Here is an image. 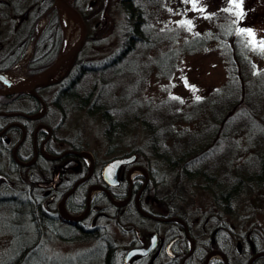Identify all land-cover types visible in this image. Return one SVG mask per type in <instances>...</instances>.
<instances>
[{"label":"rangeland","instance_id":"1","mask_svg":"<svg viewBox=\"0 0 264 264\" xmlns=\"http://www.w3.org/2000/svg\"><path fill=\"white\" fill-rule=\"evenodd\" d=\"M19 1L25 4L22 11L30 5L33 9L37 8L38 18L32 31L34 35L46 28L51 18L48 8L50 5L55 6L61 35L58 55L61 54L64 39L54 1ZM71 3L75 4L84 19L86 37L90 38L78 52V61L100 64L118 54L122 49L123 32L127 29L124 19L128 14L122 0H71ZM136 5L145 18L143 29L149 38L146 37L147 43L137 44L116 68L113 77L116 94L113 101L118 107L128 108L133 116L144 115L147 120L138 118L132 121L134 124L131 127H116L114 132L118 134L109 141L105 137V124L98 115L71 109L63 121L58 118L61 127L57 129V136L86 148L83 152L93 154L99 163L108 159L106 151L110 147L115 148L111 150L113 155L138 150L140 155L137 164L148 165L150 168V159L153 162V156L158 153L152 149L157 147L170 153L198 148L199 151L193 153L196 155H204L203 150L206 149L208 156L203 160L204 165L199 168L198 174L216 176V181L223 184L221 190H236L230 200L222 202V207L221 201L217 199V206V203L212 202V195L197 186L201 179L198 176L192 177V181L185 180L183 186L180 185L183 196L180 210L176 208L175 192L173 213L188 217L192 226L190 235L207 241L211 230L199 227L200 221L215 215L219 220H224L227 226L239 223L236 216L241 218L243 211H248L254 204L250 200L255 198L246 197V194H251L250 191H260L259 206L264 212V171H260L257 160L264 155V126L244 127V120L238 122L236 118L227 125L221 123V118L225 116L224 110L231 104L229 96L225 94L227 88L219 90L227 81L228 64L219 43L211 38L226 24L224 17L233 13L239 20V30L261 47L263 55L257 64L264 67V0H153L150 3L137 0ZM50 30H53L52 24ZM32 38L33 35L27 40L17 67L4 73L25 79L35 74L31 72L24 75L25 66L32 58ZM86 90L88 92L89 89ZM260 105V109H264V101ZM151 130L157 134L150 135ZM224 133H227V138H224ZM166 153L163 151L164 155ZM0 165L3 171H8L6 162L0 161ZM163 165L161 173L158 171V177L163 180V193H167L172 191L173 180L172 174ZM185 169L187 172L193 170ZM134 177H141V182L144 181L141 170L138 174H132L131 180ZM236 178L244 182L237 181L239 186L231 185L230 182ZM9 179V184L3 183L0 186V264H15L11 261L12 257H15L18 250H23V243L35 240L40 243L34 247L35 250L38 248V255H32L22 264H104L107 249L103 250L102 241L86 237L81 242H67L65 236L70 232L66 227L58 226L56 236L36 235L34 229H31V235L24 230L22 237L19 231V180L14 175L9 176ZM114 200L116 203L124 202ZM143 207L157 214L152 205L144 204ZM128 211L109 208L110 217L102 220L105 226L103 233L111 246L109 250L116 258L114 264H166L168 261L164 256L147 259L135 257L124 262L126 252L147 244L148 236L154 231L164 242L172 233H176L172 225L158 226L149 221L141 222ZM141 213L144 214V211ZM165 215L162 213L159 217ZM257 216L264 230V213ZM194 217L198 218L199 226L192 222ZM132 226L136 228L135 233L132 232ZM202 233L204 236H200ZM221 235L224 237L223 232ZM99 251L103 257L97 255Z\"/></svg>","mask_w":264,"mask_h":264},{"label":"flooded vegetation","instance_id":"2","mask_svg":"<svg viewBox=\"0 0 264 264\" xmlns=\"http://www.w3.org/2000/svg\"><path fill=\"white\" fill-rule=\"evenodd\" d=\"M24 7L25 4L19 0H0V72L11 71L17 67L26 42L36 26L37 8L33 9L30 5L22 11ZM30 60L25 66L24 75L31 72L36 74L48 67L35 69L30 66ZM62 80L63 78L58 83ZM56 84H43L27 92L0 93V161L6 162L8 166V171L5 172L0 165V186L3 183L9 184L11 175L19 180V231L22 237L27 229H34L36 235L40 236H56L57 227L61 226L70 232L65 236L67 242H81L86 237L100 242L106 239L102 220L110 217L109 206H112L122 211L133 209L149 222L158 226L172 225L173 231H176L165 242L154 231L148 236L147 244L134 247L146 248L150 238L156 236L154 250L146 255H134L132 258L164 256L168 261L166 264H264V230L259 223L262 221L257 216L264 213L259 206V190L250 191L249 196L243 191L247 198L255 200H250L254 204L248 211H243L241 218L236 216L239 218L237 224L230 223L227 226L224 220H219L215 215H210L207 220L202 219L201 223L194 217L193 223H200L201 226H198L202 229L210 228L207 241L190 235L192 226L188 217H157L147 214L144 204H156L146 194L151 184V173L154 171L152 166L150 168L148 165L137 164L138 154L132 153V150L113 155V147L106 151L108 159L99 163L93 154L83 152L86 148L59 138V119L63 121L65 117L56 109ZM3 89L7 90L0 81V90ZM70 100L69 97L65 101V107H70ZM133 154L136 159L132 163L119 166L118 184L107 185L103 180L105 165L114 159ZM134 170H141L144 175L143 182L141 177L131 180ZM197 176L201 179L197 186L212 195L213 204L219 199L221 207L222 202L230 200L236 190H221L222 182L216 181V176L212 174H195L192 177ZM237 181L244 182L241 178H236L230 184L235 186ZM181 193L179 189L176 199L178 210L182 209ZM114 199L124 202L114 204ZM141 211L149 217L142 215ZM135 230L132 226L133 233ZM200 236H204V233ZM34 244L39 246L40 243L35 240Z\"/></svg>","mask_w":264,"mask_h":264},{"label":"trees","instance_id":"3","mask_svg":"<svg viewBox=\"0 0 264 264\" xmlns=\"http://www.w3.org/2000/svg\"><path fill=\"white\" fill-rule=\"evenodd\" d=\"M147 1L150 3L153 0ZM136 2L137 0H122L124 10L128 15L124 19L127 29L123 32L124 40L121 41V51L100 64L79 62V56H77L78 58L74 60L69 73L63 78L61 83L56 84L58 87L57 111L64 117H66L68 111L70 112L71 109L82 111L86 114L98 115L105 124V137L109 141L113 140L114 135L118 134L114 132L116 127H121V129L125 126L131 127L134 124L132 121L135 122V119L138 118L139 120H147L144 115L133 116V113H130L128 108L118 107L115 100L113 101V96L116 94L113 78L117 70L116 68L133 51L137 44L147 43L146 39L149 38L143 29L145 18H143V13L136 5ZM72 4L75 7V4ZM48 9V12L51 13V18L46 28L39 34H32V58L30 66L38 70L49 66L59 53L58 47L61 35L57 23L56 8L54 5H50ZM224 19L226 20V24L222 28H219L217 33L211 35V38L219 43V47L228 64L227 81L224 87L219 90L222 91L227 88L228 91L225 94L229 96L231 104L224 110L225 116L221 118V123L227 125L229 122L235 121L236 118L238 122L244 120L246 124L244 127L255 128L256 126H264V109H260V103L264 101V67H259L257 64V61H261L263 55L262 49L249 40L242 30H239V20L233 13L224 17ZM51 24L53 25V30H50V33L49 28ZM89 39V37H86L85 43ZM87 88L89 89L88 92ZM69 97L71 99L68 102L70 107H65V101ZM149 133L152 136L157 134L153 133L152 130ZM224 135V138H227V133H224ZM202 149H200L201 152ZM155 150L158 153L153 156V162L150 159L154 171L151 173V184L146 194L150 195L151 200L156 202V204L152 203V208L157 211V214L147 210L145 212L157 217L162 213H166L162 217L175 216L176 214L173 213L175 192L179 190L183 181H192V176L198 174L199 168L204 165L202 163L203 160L208 155L206 149L203 150L204 155L193 154L199 151L198 148L186 149L180 152L176 151L175 153H170V151L164 150L161 147L152 149V151L156 152ZM163 151H167L168 153L164 155ZM132 153L140 155L138 150H132ZM257 160L260 171H264V155L259 156ZM161 161H164V163H161ZM162 165L167 167L172 174V191L167 192L168 194L163 193V180L158 177V171L161 173ZM185 168L193 170H190L192 172H187ZM109 207L116 211L121 210L120 208ZM127 211L141 222L148 221L147 218L139 215L133 209H127ZM26 231L31 235L28 229ZM34 242H24L23 250H18L11 261L15 264H22L23 261L30 259L32 255L37 256L38 248L34 249V247H37V245H33ZM101 245L103 250L107 249L103 260L104 264H114L116 258L112 251L109 250L111 246L108 245L106 239H102ZM100 252L97 255H101Z\"/></svg>","mask_w":264,"mask_h":264},{"label":"water","instance_id":"4","mask_svg":"<svg viewBox=\"0 0 264 264\" xmlns=\"http://www.w3.org/2000/svg\"><path fill=\"white\" fill-rule=\"evenodd\" d=\"M53 1L55 3L56 7L59 4V5H62L66 8H68L69 10H71L73 12L74 18L76 19V21L79 25V32H80V40H79L77 47L70 53H67L64 55L59 54L57 56V58L55 59V61L51 65H49L47 68H45L42 72L37 73V74L27 78L30 80V83L26 87H7V85H5L3 82H1L7 88V90H5V89L0 90L1 94L10 93L13 91L14 92H25V91L27 92V91H32L33 89H35L39 86H42L43 84L41 83V80L49 72H51L55 67H57L60 63H62L63 61H65L66 59H68L71 56H72V61L74 62L78 52L81 50L82 46L84 45L86 35H87V28H86L85 21L82 18L81 14L76 10V8L73 6L72 3H65V2L60 1V0H53ZM73 62H72V64H73ZM63 77H61L58 81H60ZM58 81H56L54 83H57ZM54 83H49V84H54ZM135 159H136V156L133 154V155H130L127 157L114 159V160L110 161L109 163H107L103 169V180H104V182L109 186L117 185L118 184L117 170H118L119 166L122 164H130ZM112 203L117 204L113 200H112ZM141 214L146 216V217H149L146 214H143V213H141ZM157 220H162V219H157ZM155 243H156V236H152L150 238V242H149L148 247H146V248H133V249L129 250L128 253L124 257V262L127 263L134 255H146V254L151 253L155 248Z\"/></svg>","mask_w":264,"mask_h":264},{"label":"bare ground","instance_id":"5","mask_svg":"<svg viewBox=\"0 0 264 264\" xmlns=\"http://www.w3.org/2000/svg\"><path fill=\"white\" fill-rule=\"evenodd\" d=\"M65 3H71V0H60ZM59 20L62 25V33L64 39V47L61 52V55L72 52L78 45L80 40V32L79 25L74 18L73 12L68 8L57 5ZM76 28V31H75ZM25 60L22 62L24 63ZM72 56L60 63L57 67H55L51 72H49L42 80V84H49L58 81L61 77H63L72 65ZM0 81L3 82L8 87H26L29 85L30 80L21 78L18 75L13 76L11 74L1 73ZM138 170H134L133 174H138ZM178 221V220H175Z\"/></svg>","mask_w":264,"mask_h":264},{"label":"snow or ice","instance_id":"6","mask_svg":"<svg viewBox=\"0 0 264 264\" xmlns=\"http://www.w3.org/2000/svg\"><path fill=\"white\" fill-rule=\"evenodd\" d=\"M249 35H251V33H249Z\"/></svg>","mask_w":264,"mask_h":264}]
</instances>
